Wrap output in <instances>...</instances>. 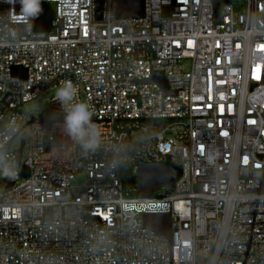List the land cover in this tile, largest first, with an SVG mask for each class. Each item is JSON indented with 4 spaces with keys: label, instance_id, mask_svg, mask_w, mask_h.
Listing matches in <instances>:
<instances>
[{
    "label": "built area",
    "instance_id": "built-area-1",
    "mask_svg": "<svg viewBox=\"0 0 264 264\" xmlns=\"http://www.w3.org/2000/svg\"><path fill=\"white\" fill-rule=\"evenodd\" d=\"M95 1L41 0L53 19L37 33L0 0V150L17 166L0 190V264H264V0H144L127 19L117 0L97 19ZM66 80L93 111L95 152L64 121L22 124L21 106ZM50 107L65 115L56 94ZM166 156L172 193L125 188ZM144 215H168L169 237Z\"/></svg>",
    "mask_w": 264,
    "mask_h": 264
},
{
    "label": "water",
    "instance_id": "water-1",
    "mask_svg": "<svg viewBox=\"0 0 264 264\" xmlns=\"http://www.w3.org/2000/svg\"><path fill=\"white\" fill-rule=\"evenodd\" d=\"M102 1L96 0V17L101 19L102 14ZM220 2L227 3L228 0H215V4L219 5ZM42 12L35 19H32V25L35 32H45L48 24L53 19V13L48 3L41 2ZM17 11H21V5L19 0L16 2ZM144 14V0H117L116 2V17L117 19L127 18H139ZM12 75L26 80L27 71L22 67H13ZM163 80V77H162ZM162 86L167 89L166 81H161ZM33 122L37 120L33 119ZM41 122H52L54 119L40 120ZM60 145L59 138L57 137L52 142H47L45 145L46 151H49L51 147H57ZM8 147V146H7ZM23 147V141L21 147L17 151V160L20 162L21 150ZM133 174L136 177V191L137 195L141 198H150L159 190H164L167 193L174 191L175 182L181 176V170L175 167L169 156H166L165 160L160 163H147L145 161L140 162L133 170ZM22 177H28L27 168L23 167ZM11 186V185H10ZM145 225L149 228L155 229L169 237L170 234V221L168 215H144ZM161 220L162 223H158L155 220Z\"/></svg>",
    "mask_w": 264,
    "mask_h": 264
},
{
    "label": "clouds",
    "instance_id": "clouds-1",
    "mask_svg": "<svg viewBox=\"0 0 264 264\" xmlns=\"http://www.w3.org/2000/svg\"><path fill=\"white\" fill-rule=\"evenodd\" d=\"M16 2L17 0H12V3ZM19 3L21 15L26 19H35L42 12L41 0H19ZM77 96L78 89L70 80L63 81L56 91V99L65 112L64 131L85 152H95L100 145V132L92 122L93 111L90 106L77 101ZM14 131V128H10L9 136ZM16 168V164L10 160L7 153L0 150V176L15 179Z\"/></svg>",
    "mask_w": 264,
    "mask_h": 264
},
{
    "label": "rangeland",
    "instance_id": "rangeland-1",
    "mask_svg": "<svg viewBox=\"0 0 264 264\" xmlns=\"http://www.w3.org/2000/svg\"><path fill=\"white\" fill-rule=\"evenodd\" d=\"M231 1L234 2V1H239V0H231ZM240 1H242V0H240ZM49 5H50L51 9L54 8V5H52V4H49ZM55 94H56V91L44 92L41 95H39V97L37 99L32 100L26 104H23L20 108V112H21V115L23 117L22 124L31 118H34L37 120L55 118V119H58L60 121H64L65 115L55 114L51 110L50 99ZM24 133H25V135H24L23 139L25 142V147L23 148V151H22V158L23 159H25L27 157V154H28V151L30 148V128L29 127L25 128ZM133 138L136 140H139L141 138V135L139 133H134ZM19 145H20V139L17 138L14 140V142L11 146V149L14 150ZM85 180H86L85 177L83 175H81L77 178L75 185H84ZM5 181H6V178L3 176H0V190L3 188V184L5 183ZM131 181L136 182V178L132 176ZM162 192L163 191H159L158 193H162Z\"/></svg>",
    "mask_w": 264,
    "mask_h": 264
},
{
    "label": "trees",
    "instance_id": "trees-1",
    "mask_svg": "<svg viewBox=\"0 0 264 264\" xmlns=\"http://www.w3.org/2000/svg\"><path fill=\"white\" fill-rule=\"evenodd\" d=\"M126 186V188H132V187H134V185H135V182H132L131 180L130 181H128V182H126V184H125ZM131 196H135V193H131Z\"/></svg>",
    "mask_w": 264,
    "mask_h": 264
},
{
    "label": "snow or ice",
    "instance_id": "snow-or-ice-1",
    "mask_svg": "<svg viewBox=\"0 0 264 264\" xmlns=\"http://www.w3.org/2000/svg\"><path fill=\"white\" fill-rule=\"evenodd\" d=\"M262 48H264V46H262Z\"/></svg>",
    "mask_w": 264,
    "mask_h": 264
}]
</instances>
